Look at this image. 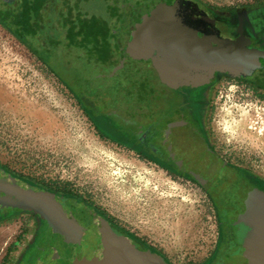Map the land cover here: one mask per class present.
<instances>
[{
  "label": "rangeland",
  "instance_id": "rangeland-1",
  "mask_svg": "<svg viewBox=\"0 0 264 264\" xmlns=\"http://www.w3.org/2000/svg\"><path fill=\"white\" fill-rule=\"evenodd\" d=\"M195 1L214 9L264 2ZM32 2V25L18 29L23 39L0 21V167L41 189L77 196L173 264L209 259L220 233L213 205L197 185L132 151V128L107 116L146 123L151 99L164 92L158 65L131 52L144 28L128 32L120 0H18V9ZM11 9L0 2V12ZM259 77H209L206 120L221 155L264 179ZM36 219L15 214L0 221V264L23 253L27 242H21L36 227L39 234L51 231ZM19 234L25 235L16 245ZM45 236L35 246L40 252L53 242Z\"/></svg>",
  "mask_w": 264,
  "mask_h": 264
},
{
  "label": "flooded vegetation",
  "instance_id": "flooded-vegetation-1",
  "mask_svg": "<svg viewBox=\"0 0 264 264\" xmlns=\"http://www.w3.org/2000/svg\"><path fill=\"white\" fill-rule=\"evenodd\" d=\"M159 1L161 0H120L127 19L128 32L132 34L138 27L149 28L155 36L153 50L156 49L154 53L158 56L157 73L165 71L168 74L167 78L158 82L162 86L159 88L164 91L163 94L151 99L147 106V122L132 119L130 121L133 124L127 125L132 128V133L129 134V148L140 155L150 157L168 173L197 185L203 191L207 201L213 205L220 233L214 253L201 264H220L221 259L238 250L241 226L234 223L249 205L264 197V179H259L245 167L226 160L215 147L207 130L206 113L214 81L230 78L229 73L218 69L207 74L192 75L180 60H174L168 45L159 43V28L149 22L138 21L151 14V7L156 6ZM166 1L173 3L181 11V17L193 33L209 45H225L242 40L248 48L264 51V2L249 7L214 9L195 0ZM0 2L4 6L19 7L18 0ZM34 4L35 2L21 4L20 7L31 11ZM152 61L150 58L146 60L150 64H153ZM252 62L257 67L253 75L239 80L247 81L255 74H260L258 82L264 86V60L252 59ZM212 76L214 81L207 84V78ZM175 81H178L177 85L173 83ZM150 96L153 98L155 94L151 92ZM116 115L114 118L122 123L127 120L119 114ZM60 194L78 206L87 207L99 222L107 223L114 233L125 238L130 249L159 255L166 264H173L153 244L146 243L137 234L127 232L110 217L81 201L77 196ZM15 214L32 216L35 221L38 218L33 213L21 209L0 207V221ZM39 219L47 224L45 218ZM51 224L55 229L52 246L65 257L64 264H71L64 249L57 247L56 225L52 222ZM39 233L36 227V231L26 235L25 241L21 239L25 234H19L15 243L17 245L19 241L27 242L24 251L17 259L6 264H47L38 257L40 253V257L43 256L46 251L40 252L35 248L39 240L44 239Z\"/></svg>",
  "mask_w": 264,
  "mask_h": 264
},
{
  "label": "water",
  "instance_id": "water-1",
  "mask_svg": "<svg viewBox=\"0 0 264 264\" xmlns=\"http://www.w3.org/2000/svg\"><path fill=\"white\" fill-rule=\"evenodd\" d=\"M151 9V14L138 21L158 27L159 43L168 45L174 60H180L192 75L222 69L232 79H246L257 69L252 59L264 60V51L248 48L242 40L225 45H209L200 40L181 17V11L171 2L161 0ZM143 28L130 45L133 58H150L156 64L158 56L154 53L156 49L153 50L155 36L149 28ZM159 75L167 78L168 74L164 71ZM173 83L177 85L178 81ZM107 116L117 117L114 113ZM123 121L126 125L133 124L130 120ZM0 207L17 208L45 218L51 231H44L41 236L47 239L46 233L53 242L41 256L44 263L64 264L57 261L58 258H52L55 252H59L52 246L55 232L52 222L57 229L56 245L64 249L71 264H166L159 255L130 249L125 238L114 233L107 223L99 222L87 207L78 206L55 192L35 187L1 168ZM234 224L241 226L238 250L221 259L220 264H264V197L249 205Z\"/></svg>",
  "mask_w": 264,
  "mask_h": 264
},
{
  "label": "trees",
  "instance_id": "trees-1",
  "mask_svg": "<svg viewBox=\"0 0 264 264\" xmlns=\"http://www.w3.org/2000/svg\"><path fill=\"white\" fill-rule=\"evenodd\" d=\"M34 12L36 11H28L26 8L22 10H19L18 7L12 8L11 10L0 12V15H3L0 17V21L3 23V21L6 22L7 20V25L10 24L9 27L14 28V34L23 39V36H19L20 32H18V29H26L32 25L34 21ZM89 104L93 106L92 103Z\"/></svg>",
  "mask_w": 264,
  "mask_h": 264
}]
</instances>
